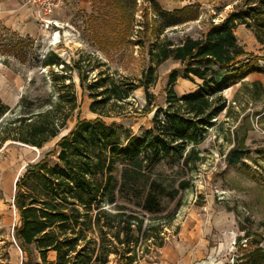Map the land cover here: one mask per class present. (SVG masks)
I'll use <instances>...</instances> for the list:
<instances>
[{
  "label": "rangeland",
  "instance_id": "obj_1",
  "mask_svg": "<svg viewBox=\"0 0 264 264\" xmlns=\"http://www.w3.org/2000/svg\"><path fill=\"white\" fill-rule=\"evenodd\" d=\"M155 1L165 10L194 4L198 17L162 30L157 40L154 26L159 20L151 10L150 0L136 1L131 8L130 26L108 0H62L47 28L29 13L0 20V100L9 107L0 118V140L9 134V126H15L11 122L24 109L34 108L36 113L51 110L56 122L65 118L58 136L41 149L12 140L0 141V264H20L23 259L13 235L19 223L13 197L15 182L26 166L52 152L59 136L69 133L78 118L101 117L115 123L125 135H140L148 129L155 111L165 105L169 74L179 67L171 59L160 64L152 61V43L198 37L242 2ZM23 6L30 9L24 2ZM145 23L150 24L146 32ZM235 34L246 51L264 56V44H259L249 30L240 26ZM50 53L64 61L67 68L44 66L42 61ZM74 62L82 72L71 67ZM149 65L155 83L148 88L154 97L148 105L140 80ZM258 65L264 70L263 60ZM111 80L120 87L134 88L129 89L127 99L118 101L112 97L98 104L97 113H92L90 103L103 99L99 93ZM94 82L98 83L96 88L90 89L88 85ZM254 82L260 87L253 86ZM196 83L178 76L174 90L181 95L193 90ZM245 83L223 92L229 111L220 114L197 146L201 160L193 170L178 164L153 169L152 179L167 191L180 182L188 183V187L179 190L174 199L163 197L159 214L139 213L143 215L142 230L158 227L157 236L148 231L152 236L136 246L138 260L144 256L140 264H234L240 254L236 240L244 238L245 233L250 238L255 236L264 248V72L248 75ZM244 134L249 156L229 166L225 155L234 139ZM54 160L55 154L49 157L50 163ZM115 257L110 255L109 264L122 263ZM48 259L53 260L54 255L49 254Z\"/></svg>",
  "mask_w": 264,
  "mask_h": 264
},
{
  "label": "trees",
  "instance_id": "obj_2",
  "mask_svg": "<svg viewBox=\"0 0 264 264\" xmlns=\"http://www.w3.org/2000/svg\"><path fill=\"white\" fill-rule=\"evenodd\" d=\"M108 1L130 26L131 8L137 0ZM150 3L159 20L154 26L155 39L162 30L198 17L194 4L165 10L155 0ZM149 25L144 24L145 32ZM240 26L249 30L259 44H264V0H242L198 37L184 36L177 42L156 39L152 43L149 48L152 61L160 64L171 59L179 67L169 74L164 107L155 111L151 126L140 135H125L115 123H107L101 117L78 118L69 133L59 136L52 152L26 166L15 182L13 197L19 214L13 235L24 254L21 264H109L112 254L121 264H139L144 256L138 260L136 246L152 236L148 231L157 236L158 229L152 225L142 230L143 215L139 213L159 214L163 197L174 199L179 190L188 187V183L180 182L167 191V187L152 179L153 169L178 164L193 170L201 160L197 146L207 130L215 126L220 114L229 111L223 92L236 84L247 85L246 77L254 72H264L258 65L264 56L246 51L237 39L235 30ZM42 64L67 68L52 53ZM71 67L82 72L77 62ZM178 76L196 81V87L177 94L174 85ZM143 77L140 86L149 105L154 97L148 88L155 83L150 65ZM97 84L88 87L93 89ZM252 85L260 87L258 82ZM104 86L99 93L103 99L90 103L92 113H97L98 104L112 97L118 101L127 99L129 89L134 88L120 87L113 80ZM8 110L0 100V118ZM35 111L24 109L11 122L15 126H9V134L0 141L12 140L41 149L57 137L65 118L56 122L53 111ZM245 137L246 134L235 138L226 153L229 166L248 158ZM54 154L56 160L50 163L49 157ZM172 218L173 214L169 220ZM244 236L236 240L240 254L234 264H264L260 241L247 233ZM49 254L54 255L53 260L48 259Z\"/></svg>",
  "mask_w": 264,
  "mask_h": 264
},
{
  "label": "built area",
  "instance_id": "obj_3",
  "mask_svg": "<svg viewBox=\"0 0 264 264\" xmlns=\"http://www.w3.org/2000/svg\"><path fill=\"white\" fill-rule=\"evenodd\" d=\"M35 13L37 20L47 28L51 24V16L62 0H23Z\"/></svg>",
  "mask_w": 264,
  "mask_h": 264
},
{
  "label": "crops",
  "instance_id": "obj_4",
  "mask_svg": "<svg viewBox=\"0 0 264 264\" xmlns=\"http://www.w3.org/2000/svg\"><path fill=\"white\" fill-rule=\"evenodd\" d=\"M23 2V0H0V20L6 18L9 21L11 18H20L29 13L37 21L35 13L30 10L31 8L29 10L25 8Z\"/></svg>",
  "mask_w": 264,
  "mask_h": 264
},
{
  "label": "bare ground",
  "instance_id": "obj_5",
  "mask_svg": "<svg viewBox=\"0 0 264 264\" xmlns=\"http://www.w3.org/2000/svg\"><path fill=\"white\" fill-rule=\"evenodd\" d=\"M56 40H57V36H56Z\"/></svg>",
  "mask_w": 264,
  "mask_h": 264
}]
</instances>
